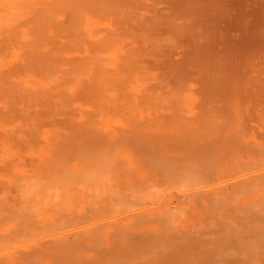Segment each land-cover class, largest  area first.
<instances>
[{
    "label": "bare ground",
    "instance_id": "bare-ground-1",
    "mask_svg": "<svg viewBox=\"0 0 264 264\" xmlns=\"http://www.w3.org/2000/svg\"><path fill=\"white\" fill-rule=\"evenodd\" d=\"M0 264H264V0H0Z\"/></svg>",
    "mask_w": 264,
    "mask_h": 264
}]
</instances>
